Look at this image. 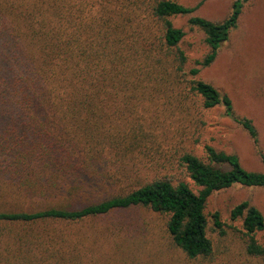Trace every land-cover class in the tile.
<instances>
[{"label":"trees","instance_id":"16d2710c","mask_svg":"<svg viewBox=\"0 0 264 264\" xmlns=\"http://www.w3.org/2000/svg\"><path fill=\"white\" fill-rule=\"evenodd\" d=\"M204 1L149 0L153 29L136 32L105 7L93 16L90 0H0V264H104L97 241L125 236L132 221L96 220L134 209L160 216L167 243L188 259L206 258L209 230L225 233L217 211L209 225V196L235 184L264 187V171L244 168L235 153L209 144L201 155L179 150L159 143L150 125L117 122L132 107L153 114L186 99L168 70L187 60L173 17L187 15L204 35L208 52L189 70L197 75L250 0H233L219 21L195 14ZM189 84L203 108L223 105L258 145L252 120L234 114L227 94L202 79ZM165 162H177L197 188L156 171ZM230 217L241 221L246 254L264 264L262 212L244 200ZM115 246L124 257L115 250L114 259L130 258Z\"/></svg>","mask_w":264,"mask_h":264},{"label":"rangeland","instance_id":"374dc122","mask_svg":"<svg viewBox=\"0 0 264 264\" xmlns=\"http://www.w3.org/2000/svg\"><path fill=\"white\" fill-rule=\"evenodd\" d=\"M94 1L91 13L100 16L103 7L117 23L140 32L153 29L149 0H90ZM185 5H195L199 0H175ZM233 0H205L195 14L209 20L219 21L225 18ZM176 27L185 31L180 47L185 51L187 60L182 70L168 69L179 81V87L186 99L172 101L166 105L154 106L153 114L147 110L132 107L124 112L118 123H141L150 125L159 143H166L179 150L192 149L201 155L204 145L209 144L217 149L238 155L242 166L248 170L264 171L258 150L264 154V0H250L245 3L239 16L237 26L229 33L228 40L218 49L214 61L200 69L197 75L189 70L196 66L195 61L207 52L204 35L196 27L188 25V16L172 18ZM144 37L149 31H142ZM156 44V42H154ZM192 79H202L211 83L220 92L229 96L236 116L250 118L257 130L258 145L255 146L242 126L227 116L223 105L203 108L200 95L190 92L186 87ZM153 121V122H152ZM155 128V130H154ZM156 171L169 173L185 180L192 188H197L187 173L173 162L159 165ZM248 200L264 216V187H245L235 184L231 187L213 192L205 207V213L212 224L211 214L217 211L223 222L225 233L217 234L209 230L213 249L206 258L188 259L175 248L169 246L164 235L162 218L145 209L131 210L123 216L109 215L99 218L98 223L117 227L122 217L132 221L127 233L114 232L105 234L97 241L104 258V264H257V261L246 254L240 238L241 221L232 220L230 212L233 206ZM125 221V220H124ZM89 224V223H88ZM258 241L264 246V229L256 233ZM121 242L130 258L123 262L114 259L116 245ZM242 243V244H241Z\"/></svg>","mask_w":264,"mask_h":264}]
</instances>
